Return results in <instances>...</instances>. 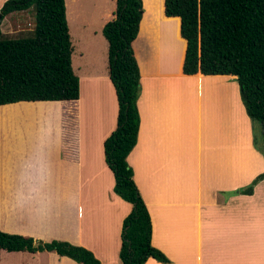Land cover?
<instances>
[{"label": "crops", "instance_id": "1", "mask_svg": "<svg viewBox=\"0 0 264 264\" xmlns=\"http://www.w3.org/2000/svg\"><path fill=\"white\" fill-rule=\"evenodd\" d=\"M65 1L80 96L0 105V229L68 241L102 264H122L123 222L132 204L115 193L104 150L119 104L103 28L117 2ZM143 6L134 42L141 122L128 162L151 214L152 244L168 264H264V178L253 194L235 193L264 173L236 77L183 74L180 18L165 16L164 0H143ZM31 104H41L40 111L17 113ZM237 125L247 150H237L243 146ZM0 264L80 263L55 251L0 248ZM145 264L164 263L149 258Z\"/></svg>", "mask_w": 264, "mask_h": 264}, {"label": "trees", "instance_id": "2", "mask_svg": "<svg viewBox=\"0 0 264 264\" xmlns=\"http://www.w3.org/2000/svg\"><path fill=\"white\" fill-rule=\"evenodd\" d=\"M116 2L115 17L105 24L103 33L109 41L110 77L119 110L117 127L104 141V150L115 176V192L132 204L123 222L119 256L122 264H145L149 258L168 264L171 259L152 244L151 214L128 162L141 122V70L134 42L143 18V0ZM30 8L35 11L32 33L7 37L2 31L5 17ZM164 13L181 21L180 35L187 43L183 74L235 76L246 112L252 121L261 122L264 137V0H164ZM72 51L65 0H6L0 9V105L77 100L80 80L73 69ZM261 151L264 154V148ZM257 178L263 179L264 173ZM256 184L253 181L235 193L253 194ZM0 248L55 251L80 264H102L83 246L1 229Z\"/></svg>", "mask_w": 264, "mask_h": 264}, {"label": "rangeland", "instance_id": "3", "mask_svg": "<svg viewBox=\"0 0 264 264\" xmlns=\"http://www.w3.org/2000/svg\"><path fill=\"white\" fill-rule=\"evenodd\" d=\"M34 26H35V11L33 8H30L29 10H25V12L23 14L20 13V15H19L17 12H14L12 15L8 16L5 27L2 28V30L3 29L5 30V31L4 30L3 31L6 32L7 37L18 38V37L30 35L34 29ZM172 41H173V48L172 49L175 52H178V50H179V48L177 47L178 44L176 43L174 45V39H172ZM156 50L159 53L160 46H159L157 39H156ZM239 90H240V88H239ZM24 106L25 107H24V109H22V111H20V110L17 111V113L22 112L21 114H19L22 117L32 116V115L36 114L37 112H39L40 107H38V106H41V104H33V105L31 104V105H24ZM14 109L15 108H12V111H14ZM252 122H253L252 125H253V146H254L253 148L255 150H263V148H264V137H263V132H262V124L260 121H252ZM238 129L239 128L237 125V143L238 144L241 143V145H242L243 140L240 139ZM237 150H247V149L243 144V146H240L239 149H237ZM257 177L253 179V181L255 183H258V181L260 179ZM237 259L240 260L239 253H238Z\"/></svg>", "mask_w": 264, "mask_h": 264}]
</instances>
